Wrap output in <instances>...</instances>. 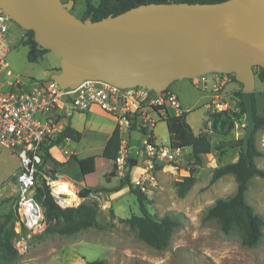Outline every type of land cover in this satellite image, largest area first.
Masks as SVG:
<instances>
[{
	"label": "water",
	"instance_id": "95a60500",
	"mask_svg": "<svg viewBox=\"0 0 264 264\" xmlns=\"http://www.w3.org/2000/svg\"><path fill=\"white\" fill-rule=\"evenodd\" d=\"M76 0H0V9L35 43L60 58L51 74L64 90L85 81L161 93L179 80L232 74L242 85L249 151L256 129L252 95L264 69V0L149 3L99 21L72 14ZM67 197V196H63ZM79 198L84 200L81 193ZM41 223H46L45 215Z\"/></svg>",
	"mask_w": 264,
	"mask_h": 264
},
{
	"label": "rangeland",
	"instance_id": "374dc122",
	"mask_svg": "<svg viewBox=\"0 0 264 264\" xmlns=\"http://www.w3.org/2000/svg\"><path fill=\"white\" fill-rule=\"evenodd\" d=\"M98 1L92 0L94 4ZM85 11L86 0H76L72 14L82 19ZM28 38L29 31L15 23L12 24L8 56L11 68L25 77L35 79H46L52 72L59 71L60 58L53 52L46 53L36 63L28 61L26 46ZM169 91L179 95L183 107H186V104L193 105V108L186 112L187 122L195 133L203 130L204 121L208 117L203 100L206 94L192 86L191 81L187 79L174 82ZM260 101L261 105L264 104L263 99ZM78 115H74L69 121L72 119L74 125L83 130L85 122ZM154 134L160 143L166 145L169 143L165 123L159 122ZM263 134L264 130H259L255 136V146L261 151L255 163L258 168L264 170V141L261 139ZM136 137L138 135L133 137V142ZM221 139L220 136L211 135L214 144ZM88 143V140L83 139L80 148H88ZM240 151V147L230 150L222 161L221 158L219 160L218 152H213L212 155L218 166H221L232 162L239 156ZM8 152L0 149V176L1 167L13 170L14 166L18 165L17 159L10 158L8 154L12 153ZM208 160L211 162L209 158L192 163L188 157V167L195 172L196 181L184 196L178 194L176 188L178 181L170 172L157 169L153 174V181L141 185L138 183L140 172L133 171L131 183L147 196L148 211L159 219L168 215L181 222L174 231L167 249L159 251L151 248L129 227L127 220L133 215H140V210L136 196L123 185L126 180L122 178L120 181H114L119 182L115 187L120 189L119 194H114L115 188H101L99 189L102 190L101 195L93 194L84 200L80 198L77 204L65 207H76L84 201L96 200L103 212L99 226L68 236L44 233L46 224L44 229L36 234L24 230L14 241L19 258L13 264H89L94 260H104L106 264H264V228L259 246L248 248L242 244L241 233L238 230L226 235L216 221L205 219L207 209L217 200L234 195L237 187L232 176H225L211 183L213 170L218 166L209 165ZM108 169L109 165L99 168L100 184L106 183L103 172ZM114 174H108L107 180L115 177ZM17 196L15 184L12 182L10 185L9 180L4 181L0 177V214L15 212ZM246 202L264 218V179L254 177L249 182Z\"/></svg>",
	"mask_w": 264,
	"mask_h": 264
},
{
	"label": "built area",
	"instance_id": "2783aa9c",
	"mask_svg": "<svg viewBox=\"0 0 264 264\" xmlns=\"http://www.w3.org/2000/svg\"><path fill=\"white\" fill-rule=\"evenodd\" d=\"M12 24L14 22L0 9V149L11 152L19 160L14 176L16 180L10 181L15 184L18 194L14 226L16 236L24 230L36 234L45 227L46 223H41L43 209L35 198L40 176L45 179L58 206L65 208L61 200L71 197L57 191L58 182L64 180L59 173L53 177L52 174L42 173L39 168L43 163L42 145L56 140L69 127L67 122L73 112L84 113L97 107L115 118L121 142L113 162L114 173L119 178H126L134 170L139 171L138 183L144 185L153 181L157 169L170 172L178 182L194 177L195 172L188 167V154L184 148L174 149L170 144L155 141L153 130L156 121L147 111L157 109L164 114L172 111L176 117L182 116L183 106L178 95L169 89L155 93L139 87L121 89L100 81H85L75 89L64 90L51 79V75L46 79L25 77L15 72L8 62ZM233 81L234 75L222 73L191 80L196 89L211 96L205 104L208 114L233 109L226 98V88ZM130 132L139 133L133 144L130 143ZM69 140L67 138L61 144ZM63 155L71 158L72 152L63 149ZM133 161L136 162L134 165ZM190 161L194 163L196 160L190 157ZM69 188L79 196L72 185Z\"/></svg>",
	"mask_w": 264,
	"mask_h": 264
},
{
	"label": "trees",
	"instance_id": "16d2710c",
	"mask_svg": "<svg viewBox=\"0 0 264 264\" xmlns=\"http://www.w3.org/2000/svg\"><path fill=\"white\" fill-rule=\"evenodd\" d=\"M226 0H99L94 4L92 0H86V11L82 19L91 18L93 21H99L110 15L116 16L128 11L136 6L149 3H189V4H213ZM28 47L27 59L30 63H36L49 51L39 47L33 38V32H29V38L26 42ZM256 74L260 81H264V69H257ZM242 93L239 95L242 100ZM254 118L257 126L250 139L249 151L244 153L240 140L227 139L235 129V123L241 119L246 112L245 105L240 104L237 110L229 109L223 112L208 114L205 127L209 126L211 135L221 136L223 139L215 144L211 142V135L202 133L194 135L191 127L186 122L187 114L183 113L180 117H171L167 115L164 121L167 124L170 146L174 149H183L190 147L192 155L196 161H200L201 155H208L214 151L223 152L226 149L241 148L237 162L218 166L213 170L211 183H215L225 176H232L236 182V192L227 199H219L214 205L207 209L205 213L206 220H214L219 225L221 231L228 235L238 230L241 233L242 244L248 248L259 246L263 237L264 218L257 214L253 207L246 202V192L249 182L254 177L264 179V170L257 167L255 159L260 156V152L255 146V136L259 130L264 129V117L259 116L254 104ZM82 133L76 131L70 126L67 127L56 140L45 142L42 145L43 163L40 166L42 173L49 175L60 173L64 169V164L56 161L50 154L51 148L60 145L65 139L73 142H79L82 139ZM121 137L118 128L114 131L108 140L102 157L105 160H115L120 147ZM82 172L87 174L95 165L96 157L78 159ZM136 162H132L134 165ZM41 184L35 190V198L43 209L46 219V234L73 235L82 230H87L99 226V220L103 215L100 205L96 200L82 202L76 207L61 208L50 195V188L45 179L40 176ZM11 178L10 181H15ZM126 183L131 194L136 196L140 210V215H133L127 223L136 233L137 237L155 250L163 251L170 245L174 231L181 225V222L171 216L157 218L147 209V196L137 190L131 183V174L126 178ZM194 177L186 178L184 181L176 182L177 192L184 196L186 192L194 185ZM99 189H83L81 195L84 199H89L93 194H98ZM15 212L0 214V263L13 264L19 258V252L14 246L16 233ZM89 264H106L104 260H94Z\"/></svg>",
	"mask_w": 264,
	"mask_h": 264
},
{
	"label": "crops",
	"instance_id": "0c3cea01",
	"mask_svg": "<svg viewBox=\"0 0 264 264\" xmlns=\"http://www.w3.org/2000/svg\"><path fill=\"white\" fill-rule=\"evenodd\" d=\"M53 73L54 72H52L51 74H53ZM191 84H192V82H191ZM241 92H242V85L240 83H238L236 80L231 82L226 88V98H227V100H229L232 103L234 110H237L239 107L237 105L241 101V99L239 97ZM204 94H206L203 97L204 108H205V104L208 101H210L211 96L207 93H204ZM252 96L254 98V104L256 107L257 114L259 116L264 117V107L262 108V105L264 106V104L261 105V101H260L262 99L264 101V81H260L257 74H256V82H255V91H254ZM182 106H183V104H182ZM185 106L186 107H183V113H186L191 108H193V105L186 104ZM147 111H148V114L150 115V117L156 121L155 128L159 122H163L166 124V122L164 121V118L167 115H169L171 117L177 116L172 111H170L168 114H164L163 112H160L157 109H147ZM76 114H79L78 116L80 118L84 119L85 125H84L83 130L80 129L79 127H77L76 125H74V122L72 121L74 115H76ZM206 117H207V113H206ZM70 118H72V119H71V121L68 120L67 125H69L73 129H75L76 131L82 133V135H83L82 139L79 142H73L72 140H69L68 142L63 143V144L58 145V146H55V147L51 148V150H50L51 156L56 161L63 163L65 165L64 169L59 173L62 176V179L69 182L70 185H72L79 194L85 188L94 189V190L101 189V188H106V189L115 188L116 184H118L119 182L115 183L114 181L115 180L120 181L121 178H119L118 176H116L114 174L115 177H111L110 180H107V178L109 179L108 174L114 173L115 164H114L113 160H105L102 157L103 151L105 149V146H106L108 140L110 139V137L112 136V134L114 133V131L117 128V122H116L115 118L113 116L105 113L104 111L100 110L97 107H93L89 111L84 112V113L73 112L71 114ZM206 120L204 121V123L206 122ZM186 122H187V117H186ZM166 126H167V124H166ZM245 128H246V121H245L244 116H243L241 119L236 121L235 129L233 130L232 134L227 139H229V140L230 139L240 140L241 138H243ZM167 130H168V128H167ZM262 130H264V129H262ZM193 133L196 136H198L199 134H202V133H208L210 135L212 134V132L209 129V126L207 128L205 127L199 133H195L194 131H193ZM153 134H154V130H153ZM168 134H169V132H168ZM135 135H139V133L138 132H130L129 133V139L131 141L130 142L131 144H133V137ZM123 137L125 138L126 134H124ZM83 139H86L89 141L88 148H85V147L80 148V142ZM154 139L157 143L163 144L157 140L155 134H154ZM261 139H262V141H264V134L261 136ZM218 141H220V140H218ZM211 142H212V140H211ZM73 143H75V144L73 145ZM169 144H170V138H169V143L167 145H169ZM212 144H214V142H212ZM163 145H166V144H163ZM63 149H69L72 152V156H76L78 159H86V158H90V157H96V162H95L94 167L87 174H84L82 172L81 166L78 163V161L73 159V157L68 158L65 155H63ZM183 150L185 153L188 154L189 158L190 157L194 158L192 155V149L190 147L184 148ZM230 150H232V149H226L222 153L219 151H214V152H218L219 160L221 158V161H222V158L225 155H227L230 152ZM257 150L261 154V151L258 148H257ZM212 154H213V152L211 154H208V155H201L200 160L205 161V160L210 158L211 162H209V160L207 161V162H209V165L218 166V164L216 163ZM8 156L10 158H12L13 160L17 159L18 165L16 167L14 166L13 170H11L9 168L5 169V166L1 167L2 174L0 177L4 181L9 180V184L12 185V182H10V180H11V178H13L16 175V173L18 171L19 160H18V157L16 155L8 154ZM238 158H239V156H237L230 163L237 162ZM99 163H100V166H99ZM226 164H229V163H225L224 165H226ZM107 165H109V169L103 172V175H105V178H106V183L100 184L99 183L98 170H99V168L101 169L103 167H106ZM131 176H133V171L131 172ZM132 179H133V177H132ZM113 191H114V194H116V195L121 192L120 189H117V188H115ZM101 194H102V192L98 193V195H101ZM77 199L78 200L80 199L78 195H77Z\"/></svg>",
	"mask_w": 264,
	"mask_h": 264
},
{
	"label": "bare ground",
	"instance_id": "6f19581e",
	"mask_svg": "<svg viewBox=\"0 0 264 264\" xmlns=\"http://www.w3.org/2000/svg\"><path fill=\"white\" fill-rule=\"evenodd\" d=\"M58 185H59V186H57V191L58 192L66 193L67 195L71 196L70 198L61 200V203H62L63 206H65V207L72 206V205H75V204H77L79 202V200L77 199V194L70 190V188H69L70 187V183L69 182H67L65 180H60L58 182Z\"/></svg>",
	"mask_w": 264,
	"mask_h": 264
}]
</instances>
